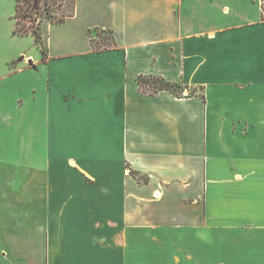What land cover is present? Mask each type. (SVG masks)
Wrapping results in <instances>:
<instances>
[{
  "label": "crops",
  "instance_id": "1",
  "mask_svg": "<svg viewBox=\"0 0 264 264\" xmlns=\"http://www.w3.org/2000/svg\"><path fill=\"white\" fill-rule=\"evenodd\" d=\"M15 3L0 264H264V0H73L42 23L45 56L14 34Z\"/></svg>",
  "mask_w": 264,
  "mask_h": 264
},
{
  "label": "rangeland",
  "instance_id": "2",
  "mask_svg": "<svg viewBox=\"0 0 264 264\" xmlns=\"http://www.w3.org/2000/svg\"><path fill=\"white\" fill-rule=\"evenodd\" d=\"M20 1L21 7L25 8L27 4ZM9 3L10 0H5V6H8ZM30 3L31 5L24 13L20 10L21 16L16 23L19 32L32 31L36 36L41 35V30L38 31V27L41 29L43 22L56 21L66 17L70 14L72 6V0H31ZM91 37L95 47H102V44L107 47L112 46V36L106 31H94Z\"/></svg>",
  "mask_w": 264,
  "mask_h": 264
},
{
  "label": "trees",
  "instance_id": "3",
  "mask_svg": "<svg viewBox=\"0 0 264 264\" xmlns=\"http://www.w3.org/2000/svg\"><path fill=\"white\" fill-rule=\"evenodd\" d=\"M20 0H16V3H15V14H14V19L17 21L18 18H20L21 14H20V10H22V12L24 13L25 10H27L29 8V6L31 5V0H22V2L24 4H27V6L25 8L21 7L20 5ZM23 8V9H22ZM74 12V6H73V0H72V6H71V11H70V14L67 15L66 17H70L72 16ZM60 18L56 21H50L51 23H61V22H64L65 18ZM40 30V27H38V31ZM14 34L16 35H28V34H31L35 37V40H36V43L38 45V47L40 48L41 52H42V56H45V52H44V49L42 47V41H41V35L39 34L38 36L35 35L34 32L32 31H21L19 32L18 31V27H17V23H16V27L14 29ZM109 47L105 46L104 44H102V47L99 46V47H94L95 50H100V49H108ZM137 82H138V87H139V90L142 92V93H145V94H149V95H154L156 94L157 92L159 91H168V92H171L173 94H176L178 93V90H179V87L171 84V83H168L166 81H164L162 78H159V77H147V76H139L138 79H137ZM134 176H136L135 173H133ZM137 180L140 182L141 180L139 178H137Z\"/></svg>",
  "mask_w": 264,
  "mask_h": 264
}]
</instances>
